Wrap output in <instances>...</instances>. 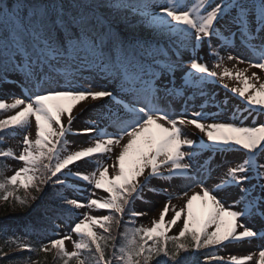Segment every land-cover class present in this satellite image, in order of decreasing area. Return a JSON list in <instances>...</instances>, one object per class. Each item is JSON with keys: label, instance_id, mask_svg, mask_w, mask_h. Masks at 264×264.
<instances>
[{"label": "snow or ice", "instance_id": "1", "mask_svg": "<svg viewBox=\"0 0 264 264\" xmlns=\"http://www.w3.org/2000/svg\"><path fill=\"white\" fill-rule=\"evenodd\" d=\"M249 69L264 73V0H0V81L16 83L9 76L17 74L25 88L23 98L0 99V110L14 112L0 119V143L20 136L23 145L19 153L0 148V203L42 208L40 228L55 225L47 238L0 230L8 248L0 259L26 252L15 257L20 264H264V247L219 254L264 242V123H243L264 117V82ZM93 75L118 92L94 88ZM217 83L246 102L228 120L215 114L229 104L216 102ZM99 100L117 110L101 105L74 131L73 110ZM177 100L192 105L190 115L172 109ZM188 127L204 138H190ZM69 135H88L89 146L70 150ZM228 155L240 160L226 161L208 187L214 157ZM7 159L21 162L10 176ZM81 161L92 170L70 167ZM87 186L105 195L93 198ZM76 189L84 201L66 194ZM147 193L166 197L150 226L137 223ZM72 217L61 234L56 221Z\"/></svg>", "mask_w": 264, "mask_h": 264}, {"label": "rangeland", "instance_id": "2", "mask_svg": "<svg viewBox=\"0 0 264 264\" xmlns=\"http://www.w3.org/2000/svg\"><path fill=\"white\" fill-rule=\"evenodd\" d=\"M201 54L204 55L205 62H208L209 66H211L212 58L209 57L208 55H206V48L201 50ZM187 59H188V57L185 56V60H187ZM233 64H234V62H232V63L226 62L225 66L228 67L229 69H233ZM236 67L243 69V68L247 67V65L241 64V65H236ZM252 72H256L258 75H260L261 82H264V73H262L259 69H249L248 74L250 75ZM9 79L15 80L16 83H3L2 81H0V99L5 100L6 97H9V101L5 100L7 103L12 102L11 98L13 96L22 98L20 95H18L19 88L23 89V91L25 92L24 86L22 85V83H20L21 77L19 75H17V74L10 75ZM88 79L93 81L92 86L94 88H107L108 90H114L115 89L114 85H112L110 82H105L102 77L96 78L95 75H93L92 77H88ZM225 83H228L229 87L240 86L234 80H227L226 79ZM85 86H87V85H85ZM213 88H214V95L217 98V101H216L217 103L222 101L225 97H227L229 100L228 106L226 108H223V109H215L214 104L209 105L210 108L215 109V114H217L220 119H222V120L230 119L231 113L233 111H235L237 108L243 109V107L245 106V104H246L245 101H241L240 98L235 97L232 93L223 89L219 85V83L215 84L213 86ZM115 91L118 92V89H115ZM102 101L103 100H99V101H95V102L88 101V102H85L81 105H78L73 110V115H74L75 119L73 121L72 127H73L74 131L82 130L86 126V124L90 118H94L97 116V114L101 111L100 106L104 105ZM104 106H105L104 107L105 111L108 108H110L109 106H106V105H104ZM186 107L189 108V112L187 113V115H190V110H191L192 105L182 103L180 100H177L172 105V109L174 111H176L177 113H181V114L185 113ZM112 110L115 111L117 109L114 108ZM0 111H3V110H0ZM12 114H14V112H5V114L3 116H1L0 119L6 118L7 116H10ZM64 122H65V124L67 123L66 117L64 118ZM236 122L240 123L239 120H237ZM243 123L245 124V126H252L253 123H255L258 126L260 123H264V117L258 118L255 121H253L252 119H244ZM185 131L187 133L191 134L190 138H193V139L204 138L202 133H200L198 130H196L192 127H188L187 129H185ZM31 138L34 139V121H33V125H32ZM67 139L69 141H71L70 150H78L81 147L89 146V136H87V135H83L82 137H81V135H69L67 137ZM22 147H23V145L21 143V137L16 136L15 138H8V139L4 140L2 142L1 148H3V149L11 148L14 152L19 153L21 151ZM113 158L114 157H112V158L104 157L103 159L105 160L106 163L111 164ZM204 158L207 159V154H205ZM214 159L218 163H217V165H214V167L216 168V171L213 172L212 178L210 180H207V186L210 188L213 187L214 184L219 181V177L223 174L224 171H226V167H227L226 161H237L238 162L240 160V157L228 155L226 158L216 156V157H214ZM4 163H7L9 165V168H10L9 171L5 172V175H8V176L14 174L15 169H17L21 166V162L14 161L11 159L5 160ZM78 164L80 165V167L78 169H77L76 165H72L70 167H73L74 169L79 170L81 172H90L92 170V165H86L83 161L78 162ZM219 164H224V167H219ZM110 172H111V169H110ZM153 183L154 184H160V182H158V181H154ZM177 183H179V182H177ZM87 187H88L89 191H95L96 192V196L93 198H99V197L105 195L104 193H102L99 190H94L90 186H87ZM180 187H183V185H180ZM169 191H177L178 192L179 190L170 188ZM196 191H198V189H196ZM66 194L69 196L75 195L76 198H79L82 201L85 200V197L87 195V193L81 195V193L79 192V189H76L75 192L70 190ZM237 195H238V192L236 190H233V195L231 197H226L225 203L227 205H231ZM146 198L149 201V203H141V202L137 201V204H136L137 211L147 212V215L140 217L138 219L137 223L138 224H145L146 226H150V221L154 218H158L159 212L162 210V208L164 206L162 204H165V202H166V197L163 194L153 195L152 193H147ZM183 202H184L183 200H175L174 199L172 201V204L179 207L180 205L183 204ZM85 211H88V209H80V212H85ZM90 214L100 215L102 213L100 211H92ZM170 216H171V212L169 213L168 217H166V219H168ZM74 222H77L76 217H74L73 220H70V221L65 220V222H57L58 224H60V228L58 231L61 234L69 232L70 228H71V226H73ZM256 226L259 227V224H257ZM178 228H179V224L175 228H173L172 233H169V234L171 235V234L175 233L178 230ZM22 233H23L22 231L17 229L14 231H9L7 233V235L8 236L16 235V236H22L23 237ZM52 236H53V231L47 237H52ZM75 238L76 237L73 234V239H75ZM66 246L68 247L69 250H71V244L69 242H66ZM0 247H5V246L3 243L2 244L0 243ZM261 247H264V242L257 240L251 244H244L243 246L237 245V246H230L227 249L222 248L220 250L219 254L223 255L225 257H227L230 254L247 255V254H251V253H256L258 255V252L261 249ZM213 264H217V262H213Z\"/></svg>", "mask_w": 264, "mask_h": 264}, {"label": "trees", "instance_id": "3", "mask_svg": "<svg viewBox=\"0 0 264 264\" xmlns=\"http://www.w3.org/2000/svg\"><path fill=\"white\" fill-rule=\"evenodd\" d=\"M4 2L7 3V0H4ZM39 210L40 208L36 210V214L33 216L35 217L39 213L38 216H40V218H43V213ZM27 211L28 209L21 210L19 208L13 210L9 205L0 203V230H5L7 227L12 226V220H10L12 217H25L28 214ZM32 217H30V220L33 219ZM22 256H24V254ZM15 257V255L4 257L0 259V264H20L19 260ZM48 259L49 264H52L51 257H49Z\"/></svg>", "mask_w": 264, "mask_h": 264}, {"label": "bare ground", "instance_id": "4", "mask_svg": "<svg viewBox=\"0 0 264 264\" xmlns=\"http://www.w3.org/2000/svg\"><path fill=\"white\" fill-rule=\"evenodd\" d=\"M162 205H164V204H162Z\"/></svg>", "mask_w": 264, "mask_h": 264}]
</instances>
